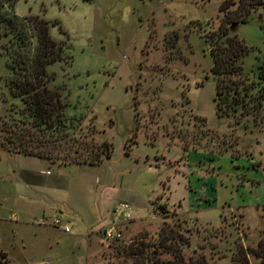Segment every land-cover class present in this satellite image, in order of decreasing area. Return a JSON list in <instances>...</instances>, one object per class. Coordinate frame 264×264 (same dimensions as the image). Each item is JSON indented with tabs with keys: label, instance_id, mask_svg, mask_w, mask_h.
I'll return each instance as SVG.
<instances>
[{
	"label": "rangeland",
	"instance_id": "rangeland-1",
	"mask_svg": "<svg viewBox=\"0 0 264 264\" xmlns=\"http://www.w3.org/2000/svg\"><path fill=\"white\" fill-rule=\"evenodd\" d=\"M239 1L0 5L17 21L12 32L0 26V129L21 117L8 66L14 51L33 52L37 16L64 48L45 71L66 104V125L44 150L84 157L87 143L109 145L108 159L92 167L50 166L0 148V264H108L107 244L142 233L152 242L162 222L184 242L187 264H259L249 250L264 233V97L259 111L252 106L264 91V0L244 22L231 14ZM222 29L247 48L242 106L214 95L207 44ZM119 203L124 216L112 212Z\"/></svg>",
	"mask_w": 264,
	"mask_h": 264
},
{
	"label": "trees",
	"instance_id": "trees-1",
	"mask_svg": "<svg viewBox=\"0 0 264 264\" xmlns=\"http://www.w3.org/2000/svg\"><path fill=\"white\" fill-rule=\"evenodd\" d=\"M15 1L0 0V5L5 3L6 7L10 8ZM253 4H258V0L239 1L231 11L232 17L244 22ZM221 9L219 7V11ZM31 20L35 39L33 52L30 55L13 52L8 66L11 75L6 81L9 95L17 98L22 104L19 112L21 117L12 126L0 129V148L9 153L33 155L44 159L55 157L67 163L98 164L103 158L109 157L108 144L92 146L87 143L84 157H81L76 149L71 152L64 151L59 156H52L48 149L44 150L46 146L56 143L55 139L49 138L53 130L66 125L63 115L66 104L58 89L50 85L52 77L45 71V66L62 59L64 48L61 42L49 37L47 30L51 23L37 16H32ZM0 26L12 32L17 27L14 15L0 12ZM17 39L16 46H21V40ZM207 46L211 60L209 72L214 79V95L222 93L232 106H242L238 92L239 87L242 92H245V89L243 83L239 82L242 74L239 59L246 54V46L235 34L228 35L225 29L219 30L213 40H208ZM258 78L264 82L263 70H259ZM263 97L264 91L256 96L252 105L254 110H260ZM59 134L63 147L67 149L68 139H65V131ZM156 231L155 240L152 242L146 240V233H142L130 239L127 244H107V248L112 252L108 255V264H187L179 251V245L184 243L181 237L163 222ZM249 251L258 258L259 264H264V233ZM162 255L168 257L162 258ZM110 257H113L115 262Z\"/></svg>",
	"mask_w": 264,
	"mask_h": 264
},
{
	"label": "crops",
	"instance_id": "crops-1",
	"mask_svg": "<svg viewBox=\"0 0 264 264\" xmlns=\"http://www.w3.org/2000/svg\"><path fill=\"white\" fill-rule=\"evenodd\" d=\"M13 154H20V153H13ZM23 155V154H22ZM24 156H28V157H32V158H36V159H39V160H43L45 161L48 165L50 166H63V165H68V164H73V165H76V166H88V167H92V166H96L98 164H86V163H71V162H54V161H51L50 159H44V158H40V157H36V156H33V155H24ZM108 159V158H106ZM47 172V171H46ZM114 208V207H113ZM113 211V210H112Z\"/></svg>",
	"mask_w": 264,
	"mask_h": 264
},
{
	"label": "built area",
	"instance_id": "built-area-1",
	"mask_svg": "<svg viewBox=\"0 0 264 264\" xmlns=\"http://www.w3.org/2000/svg\"><path fill=\"white\" fill-rule=\"evenodd\" d=\"M112 212H115L116 213V215H120L121 213H123L122 214V216H124V204L123 203H119V204H117L114 208H113V211ZM55 223H58V220H55ZM63 231H66L67 230V227L66 226H63L62 228H61ZM105 235L106 236H108V237H112L113 236V234L112 233H110L109 231H105ZM117 235V234H116Z\"/></svg>",
	"mask_w": 264,
	"mask_h": 264
},
{
	"label": "water",
	"instance_id": "water-1",
	"mask_svg": "<svg viewBox=\"0 0 264 264\" xmlns=\"http://www.w3.org/2000/svg\"><path fill=\"white\" fill-rule=\"evenodd\" d=\"M234 26H235V24L231 23L228 27H229V29H232Z\"/></svg>",
	"mask_w": 264,
	"mask_h": 264
}]
</instances>
